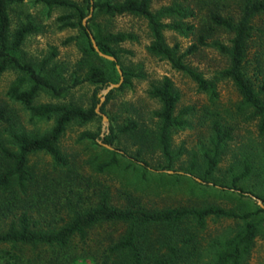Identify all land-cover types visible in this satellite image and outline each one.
<instances>
[{"label": "rangeland", "instance_id": "obj_1", "mask_svg": "<svg viewBox=\"0 0 264 264\" xmlns=\"http://www.w3.org/2000/svg\"><path fill=\"white\" fill-rule=\"evenodd\" d=\"M72 1L81 3V0ZM173 3L174 0H151L150 8L156 11ZM240 6L241 0H196L190 5L199 12L198 19L194 21L196 25L210 9L237 21L240 17ZM9 13L11 32L28 21L40 29L38 33L30 34L25 39L22 46L23 57L38 63L50 47H55L57 56L50 66L65 78V83L70 82L71 73L74 71L82 77L90 64L112 73V66L109 62L99 59L100 56L82 57L79 42L83 40L79 27H60L62 22L58 18L71 14L72 10L55 7L48 11L35 0H21L11 5ZM169 20L165 18L164 23L168 24ZM90 24L99 25L104 31L129 32L137 36L136 41L119 45V48L128 53L120 54L118 65L132 74L128 77L131 83L121 90H114L112 99L105 107V131L109 125L118 130L129 123H134L135 129L119 133L111 148L103 146L105 149H102L94 142L81 138L83 132L95 133L99 127L103 128L101 115L88 123H69L59 140V147L69 166L56 167L51 156L43 151L31 154L28 168L33 172L34 180L28 193H15L14 197L10 192L0 191V230L6 229L8 224L24 211L35 229L60 227L70 219L74 211L95 205L99 199L98 195L103 191H108L110 203L119 208L158 210L212 205L243 213L253 209L254 204L262 207L259 201L264 206L261 199L264 197V133L259 131V122L251 116V109L242 105L241 97L232 82L218 78V72L228 65V58L220 53L213 41L218 40L229 46L232 34L216 30L213 38L206 40L207 45H198L194 53L185 57V62L190 68L216 85L214 96L211 92L199 90L190 77L173 69L166 60L147 51L151 36L144 19L133 15L114 18L98 16L95 22ZM254 25L249 52L250 65L247 71L251 77L257 66L255 56L259 59L264 76V15L257 17ZM163 35L169 46L178 43L182 51L192 44H197V34L181 35L165 29ZM18 76L19 72L15 69H8L0 75V105L6 107L9 117L0 123V140L3 143H6L11 130L23 131L28 135H43L52 129L56 118H33L20 103L6 95ZM164 78L171 81L179 94L175 114L184 107L192 109L190 114L184 117V126L171 131V151L174 154V162L171 165H168L158 143L160 121L154 112L160 110L161 103L149 94L151 87L158 85ZM119 79V74H112L110 84H117ZM254 81L257 86L258 80ZM27 87L28 84H25L23 88ZM93 88L94 85L85 82L68 89L61 97L39 92L34 102L73 103L86 108L90 105ZM261 97L264 100V93ZM214 119L231 126L233 138L225 145L215 172L204 178L203 153L209 148L210 127ZM10 147L16 150L15 146ZM113 150L124 151L128 156L146 162L149 166L148 172L144 173V169L138 164L128 166L125 159H121L118 166L98 172L93 163L94 158L107 159ZM246 161L252 164V171L246 178L240 179L237 185L251 192L253 196L238 197L232 185V178L234 174L240 173ZM3 165L0 154V167ZM190 223L186 227L187 233L194 234L200 247H203V255L199 259L196 255L193 256L194 264H208L209 254L205 248L208 243L218 237L231 236L242 227L244 221L210 217L202 230L197 229L192 221ZM125 229L126 225L122 223L95 226L89 230L86 244L76 237L74 246L64 254L55 248L4 244L0 246V258L6 257L3 254L15 255L11 258L12 264H56V259L66 260L67 264H102L108 251L107 247L120 238ZM146 232L154 239V247H159L164 252L165 246L159 243L160 229L147 228ZM158 238L159 240H156ZM178 260L175 264H182L183 259ZM241 264H264V225L254 240L251 253Z\"/></svg>", "mask_w": 264, "mask_h": 264}, {"label": "trees", "instance_id": "obj_2", "mask_svg": "<svg viewBox=\"0 0 264 264\" xmlns=\"http://www.w3.org/2000/svg\"><path fill=\"white\" fill-rule=\"evenodd\" d=\"M20 1L0 0V75L8 69L19 72V76L7 90L6 95L20 103L33 118L48 119L51 116L56 118L52 129L43 135H28L23 131L11 130L6 143L0 140V154L4 161V165L0 167L1 192H10L14 197H16L15 193L20 195L28 193L34 180L33 172L28 168L29 156L33 153L41 151L48 153L56 167L69 166L67 158L59 147V140L67 125L72 121L88 123L100 117L96 112L101 102L100 92L110 84L112 74L118 75L115 65L119 63L120 54L128 53L119 48V45L127 41H136L137 36L129 32L104 31L99 25L91 26L90 23L95 22L98 16L114 18L120 15H133L144 19L151 36L147 51L166 60L176 71L186 74L197 84L199 90L211 92L214 96L216 85L190 68L185 62V57L194 53L198 45H207L206 40L213 38L216 30H224L232 34L229 46L218 40L213 41V45L220 53L228 58V65L218 72V78L232 82L241 97L242 105L251 109V116L259 122V131L264 133V100L261 97L264 93V76H262L258 57L255 56L257 66L254 68L253 76L247 73L250 65V46L255 30L254 21L257 17L264 15V0H241L240 17L237 21L210 9L203 18H200L197 25L194 21L198 19L199 12H196L194 7H190L196 0H174L172 5L156 11L150 8L151 0H81L80 4L72 0H35L44 5L48 11L55 7L72 10L71 14L63 15L58 19L62 22L61 28L79 27L83 40L79 42L82 57H99L92 47L89 37L91 34L99 50L116 59L113 62L99 57L109 62L112 73L90 64L82 77L75 71L72 72L70 82L67 83L65 78L50 66L57 56L55 47H50L48 53L38 63L23 57L22 46L25 39L30 34L38 33L40 29L28 21L11 32L10 7L13 3ZM90 8H93L91 16L87 18L84 25L83 20L90 14ZM165 18L170 19L168 24L164 23ZM165 29L181 35L197 34V44L190 45L185 51L181 50L178 43L169 46L163 35ZM67 41L69 42L70 39ZM120 68L123 81L118 88L112 89L104 96L105 99L99 107L103 115H106L105 107L112 99L113 91L121 90L126 84L131 83L128 77L132 74ZM254 80H258L257 86ZM85 82L94 85L90 105L86 108L73 103L35 104L34 102L39 92L61 97L68 89ZM25 84H28L27 88H23ZM149 94L161 103L160 110L154 112L155 117L160 121L158 143L168 165H171L174 162V154L171 151V131L184 126V117L189 115L192 109L184 107L175 114L179 94L168 78L152 86ZM8 118L6 107L0 105V123ZM134 129V123L125 124L118 130L109 125L105 132H102L99 127L95 133L83 132L81 138H86L105 149L104 145H114L119 133ZM210 129L209 148L203 153L204 178H208L215 172L225 145L233 138V128L221 123L219 119L212 121ZM10 145L15 146L16 150H12ZM110 154L111 156L104 160L94 158L93 163L98 172L118 166L121 159L127 160L128 166L138 164L144 169V173L149 170L146 162H140L124 151L113 150ZM193 167L194 163L191 164L192 169ZM251 171L252 164L246 161L240 173L233 175L232 185L238 197L253 196L251 192L237 185V182L246 178ZM98 196L99 199L95 205L74 211L70 219L60 227L35 229L32 227L28 214L25 211L22 212L8 224L6 229L0 230V246L19 244L33 248L47 247L58 249L64 254L74 246L76 237L86 244L91 228L107 223H122L126 225V229L120 238L107 247L108 251L102 264H175L177 259H183L182 264H194L193 256L196 255L199 259L203 255V247H200L194 234L187 233L186 227L192 221L197 229L202 230L208 218L223 217L243 220L244 223L231 236L218 237L208 243L205 247L209 254L208 264H241L242 260L251 253L254 240L264 225V208L258 204H254L253 209L243 213L212 205L146 210L116 207L110 203L108 191H103ZM261 199L264 204V197ZM152 227L160 229L159 243L165 246L164 252L159 247L155 248L154 239L147 235V228ZM3 255L6 257L0 258V263L12 264L11 258L15 255ZM56 260V264H67L66 260Z\"/></svg>", "mask_w": 264, "mask_h": 264}, {"label": "water", "instance_id": "obj_3", "mask_svg": "<svg viewBox=\"0 0 264 264\" xmlns=\"http://www.w3.org/2000/svg\"><path fill=\"white\" fill-rule=\"evenodd\" d=\"M92 10H93V8H90V14L88 15V17H86V18L83 20V24H84V25H85V23H86L87 18H89V17L91 16V12H92ZM89 37H90V41H91L92 47H93V49L95 50V52L98 54V56H100V57H102V58H104V59H106V60H109V61H113V62H115L116 59H115L114 57L109 56V55H106V54H104L103 52H101V51L99 50V48H98V46H97V44H96V42H95V40H94V38H93V36H92L91 34L89 35ZM115 67H116V70H117V72H118V74H119V76H120L119 82H118L117 84H109L108 86H106L104 89L101 90V92H100V96H101L100 101H101V102L99 103V105H98L97 108H96V112H97L99 115L102 116L103 121H104V122H103L102 132H105V130H106L107 124L105 123V121L107 120V117H106L105 115H103V114L100 113V111H99V107H100L101 103H102V102L104 101V99H105L104 96H105L109 91H111L112 89L118 88V87L121 85L122 81H123V75H122V70H121L120 66H119L118 64H116ZM104 146H106L107 148H111L109 145H104ZM259 204L264 208V206L261 204L260 201H259Z\"/></svg>", "mask_w": 264, "mask_h": 264}]
</instances>
